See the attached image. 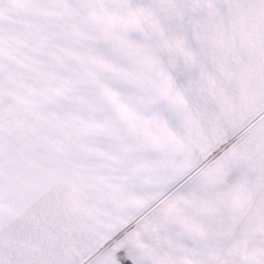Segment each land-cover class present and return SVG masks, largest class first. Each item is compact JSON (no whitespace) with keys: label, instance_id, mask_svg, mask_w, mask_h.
<instances>
[{"label":"snow or ice","instance_id":"1","mask_svg":"<svg viewBox=\"0 0 264 264\" xmlns=\"http://www.w3.org/2000/svg\"><path fill=\"white\" fill-rule=\"evenodd\" d=\"M0 264H264V0H0Z\"/></svg>","mask_w":264,"mask_h":264}]
</instances>
